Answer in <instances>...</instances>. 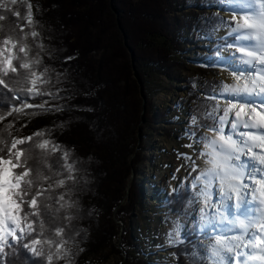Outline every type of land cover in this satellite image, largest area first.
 I'll return each instance as SVG.
<instances>
[{"label":"trees","instance_id":"trees-1","mask_svg":"<svg viewBox=\"0 0 264 264\" xmlns=\"http://www.w3.org/2000/svg\"><path fill=\"white\" fill-rule=\"evenodd\" d=\"M0 3L8 4V9L0 7V15L5 17L0 20V42L7 37L19 40L32 30L38 32L35 39L31 35L27 37L26 43L31 49L28 59L41 60L39 65H34L37 72L48 69L45 79L51 78V84L42 85L44 90L53 93L60 90L61 98L37 96L27 102L36 105L48 100L46 108L62 109L42 112L38 108H24L21 112L6 115L11 106L21 105V101L13 99V96L27 99L28 93L22 89L30 86L25 82L27 70L10 72L8 77L3 78L13 91L0 86V116H5V119L0 120V140L10 146L14 138L27 137H22V132L16 127L17 122L23 119L35 124L38 131H45L43 137L33 136L32 141L17 146L26 150L25 155L31 153L32 159L28 161V166L33 168V174L39 170L42 176L49 177L47 181L41 178L39 184L44 188L52 185L39 198L40 218L30 217L44 220V234L38 235L40 227L37 223V231L29 239L35 237L42 242L66 239L68 243L65 248L70 251L65 259L58 260L55 244L36 245L38 250L44 252L42 257H34L26 249L15 246L5 248L0 253V264H47L46 257L49 254H53L52 264H80L85 255L98 253L107 247L114 254L122 255L124 260L120 264H150V255H145L131 227L136 221L134 212L143 208L145 200V190L138 186L135 179L136 166L143 159L139 152L142 146L133 138L144 137L153 120L151 106L145 101L141 108V104L135 100L130 103L131 108L128 110L122 104L117 106L120 111L113 108L109 112L110 107L106 108L104 101L107 88L94 77L88 56L108 45L110 39L114 44H122L130 56L128 67L146 96L145 91L153 74L175 81L174 71L187 68L189 64L197 67L204 77L216 73V69L208 65L215 63L217 50L225 51V45L232 43L233 38L219 40L212 49L201 47L203 52L195 54V58L189 59L185 55L190 54L191 50L187 46L191 45L193 35H201L199 41L205 44L212 42L210 36L223 23L222 16L201 12L200 7L205 5L202 0H174L160 7L158 0H39L33 16L34 26H29L25 20L28 12L25 0H17L15 5L10 0H0ZM15 11L20 12L19 18L13 15ZM106 11L108 15L115 14V20L111 27L106 28L107 31L103 28ZM21 27L23 32L20 31ZM109 30H112L110 37L106 34ZM155 39L162 40V46L156 44ZM41 43L43 49L38 47ZM163 45L162 49L156 48ZM8 55L23 56L18 49ZM66 57L73 58L66 60ZM13 63L18 67L20 61L13 59ZM207 77L202 81L198 79L204 98L196 94L197 84L187 87L190 115L199 120V126L193 131L199 135L206 130L203 125L212 123L207 113L216 101L208 97L220 85L218 79ZM160 117L158 124L162 125L165 113ZM9 124L11 128L6 127ZM43 139L60 144L62 150L71 151L70 159L77 161L76 168L79 169L76 173L78 182L74 187H71L70 181L65 187L56 186V181L67 175L62 168V152L36 147ZM0 148H4L0 155L7 158V147L0 144ZM131 177L133 181L127 191V181ZM69 192L70 196L66 194ZM61 194H65V200L58 202ZM69 199L76 201L75 208H67ZM167 200L171 214L193 213L196 200L190 184L171 192ZM61 204H65V207H61ZM25 210H28L26 206ZM69 215L72 216L70 221L65 218ZM114 216L122 224L128 217V227H120ZM196 225L191 224L183 242L175 248L177 264H207L211 261L208 259V249L201 244L205 238L200 237L201 232ZM57 227L64 228L63 237L55 236ZM121 229V243L116 248L113 242L119 237Z\"/></svg>","mask_w":264,"mask_h":264},{"label":"snow or ice","instance_id":"snow-or-ice-1","mask_svg":"<svg viewBox=\"0 0 264 264\" xmlns=\"http://www.w3.org/2000/svg\"><path fill=\"white\" fill-rule=\"evenodd\" d=\"M10 3L15 5L17 0H10ZM0 7L8 9V4L0 3ZM27 7L25 20L27 25L34 26L32 5L29 3ZM235 11H239L240 15L237 16ZM13 15L19 18L20 12L15 11ZM4 19L0 15V20ZM228 28V34L234 37L232 43L225 45V51L231 50L229 57H221L208 66H227L232 69L230 75L233 81L222 84L218 92L214 91L208 97L216 103L207 113V118L212 123L203 125L206 131L198 138L201 148L198 159L203 162V167L190 155H179L192 162L191 172H197L190 188L194 199L201 205L198 209L201 231L210 228L213 231L220 229L222 232H238L230 237L223 234L214 237L215 243L210 254L213 264H264V0H241L238 9L234 10ZM20 31H24L23 27ZM28 35L35 39L39 33L32 30L19 40L7 37L0 42V86L13 91L3 77H8L10 72L18 73V69L27 70L25 82L30 85L22 89L28 93L27 99L13 96V99L21 101V105L11 106L6 113L8 116L13 112H21L24 108H38L42 112L62 110L59 107L46 108L48 100L36 105L27 102L37 96L61 98L59 89L53 93L41 87L51 84V78L45 79L47 68L40 72L34 69V65L41 63L40 59H28L31 51L26 43ZM38 47L43 49L44 45L41 43ZM14 49H18L23 56L8 55ZM217 55H220L219 49ZM13 59L20 61L18 67L14 65ZM3 119L5 116H0V120ZM190 123L199 126V120L195 116ZM6 127L11 128L12 125ZM44 135L45 131H37L32 136L14 138L10 146L0 140V144L7 147V158L0 155V253L5 248L19 246L34 257H42L45 254L36 245L55 244V256L60 260L70 255V251L65 248L68 243L66 239L59 242L51 239L42 242L35 237L29 239L37 231V223L40 227L38 235L44 234V220L30 217L40 218L39 198L52 185L44 188L39 184L41 178L47 181L49 177L42 176L39 170L33 174V168L28 166V161L32 159L31 153L25 155L26 150L17 147L32 141L33 136ZM196 136L195 131L190 133V138ZM185 146L193 147L192 144ZM36 147L62 152V168L67 175L57 180L56 186L65 187L70 181L71 187H74L78 182L76 173L79 169L76 168L77 161L70 159L71 151L62 150L60 144L49 139L41 140ZM3 151L4 148H0V152ZM213 187L218 198L216 202H213ZM66 194L70 196V192ZM64 200L65 194H61L58 202ZM66 206L69 209L75 208L76 201L69 199ZM61 207H65V204H61ZM65 218L70 221L72 216ZM178 229L179 226L173 233H169L170 242H174V236L179 235ZM63 234L64 228L55 229V236L63 237ZM46 260L47 264H52L53 254L47 255Z\"/></svg>","mask_w":264,"mask_h":264},{"label":"rangeland","instance_id":"rangeland-1","mask_svg":"<svg viewBox=\"0 0 264 264\" xmlns=\"http://www.w3.org/2000/svg\"><path fill=\"white\" fill-rule=\"evenodd\" d=\"M38 1L25 0L27 5L29 3L32 5L31 11L33 16L35 15ZM173 1L158 0V6L160 7L163 4H168L167 2L171 3ZM203 2H205V5L203 4L200 7L201 12L207 11L211 14H220L223 18V23L215 28V31H212L210 36L211 43L205 44L200 42L201 35L197 37L193 35L191 45L187 46V49L191 50L190 54L185 55L189 59L195 58L196 56L194 55L198 52L202 53L201 47L207 46L209 49H212L215 48L216 42L219 40L229 38H233L234 40V37L231 35L227 37H220L219 35L221 31L229 29L228 24L232 22L234 12L229 11V0H212L209 3L206 0H202ZM235 14L239 16L240 12H235ZM114 15H108L106 11L103 19L104 29L111 27V23L115 20ZM113 32L115 33L114 30ZM106 34L110 37L112 30H109ZM202 38L204 37L202 36ZM155 43L162 46L163 41L155 39ZM156 48L162 49L164 45L161 48L158 46ZM230 51H220L219 56L216 52V61L221 57H229ZM88 59L91 62L90 64L97 82L105 84L107 88V95L104 96V101L106 108L110 107L108 109L109 112L113 108L120 111L118 110L120 107L118 108L117 106L122 104L128 110V108H131L129 106L130 103L135 100L141 104V108L145 101L151 106L153 120L149 123L150 126L146 129L144 137L142 139L138 138V136L133 138L139 146H142L139 152L142 154L143 159L136 166L137 176L135 179L138 186L145 190V200L143 208L134 212L133 215L136 221L131 227L138 241L141 243V249L145 255H150V264H177L178 260L175 248L183 242V237L188 233L191 224L194 223L197 224L196 226L201 232L200 237L205 238L202 239L203 243L201 244L204 248L208 249V259H210L212 245L215 243L214 237L218 234H215L210 228H205L201 231L200 212L198 211L201 205L199 201H195L193 213L190 215L188 213L180 215L171 214L167 208L169 194L174 189L177 190L181 186L189 185L197 175V172H191L192 162L185 160L179 154L186 153L197 164L201 165V167L203 166V162L198 159V152L201 150L198 143L200 135L197 134L196 137L190 138V133L197 126H193L190 123L192 116L190 115L191 106L187 103V93H189L187 87L189 84H197L198 92L196 94L199 98H204L200 92L202 87L200 83L198 84V81L205 79L208 74L204 77L201 71L192 64H189L187 68L176 69L179 71H174L176 72L173 77L176 79L175 81L165 76L153 74L145 91L146 96H144L134 73L128 67L130 65V56L122 44H114L110 39L108 45L100 47L95 54H89ZM223 67L226 68L227 66H212V68L216 69V73L207 77L208 79L219 80L220 85L214 90L217 92L222 84L228 83V78L230 77ZM162 113H165L166 117L164 124L159 125L158 122ZM16 127L17 130L22 132V137L32 135L38 131V127L35 124L24 119L19 120ZM227 131L228 129H226ZM188 144H192L193 147H186L185 145ZM132 181L133 177L127 181V191ZM213 196V202H216L218 198L215 194ZM114 220L120 227H125L129 224L128 217L123 224L118 222L115 216ZM177 226H179V235L174 236V242H170L169 233H173ZM121 232L122 229L119 230V237L113 242L116 248L121 243ZM202 234H205V236ZM121 260H124L122 255L114 254L110 250V247H107L98 253L85 255L80 264H120ZM207 264H213L212 259Z\"/></svg>","mask_w":264,"mask_h":264},{"label":"bare ground","instance_id":"bare-ground-1","mask_svg":"<svg viewBox=\"0 0 264 264\" xmlns=\"http://www.w3.org/2000/svg\"><path fill=\"white\" fill-rule=\"evenodd\" d=\"M241 3V0H229V5H230V12H234V10H236V9H238V6H239V4ZM235 12H239V11H235ZM228 32H229V29H227V30H223V31H221L220 33H219V35H220V37H227V36H229V34H228ZM223 69L224 70H226L227 71V73L230 75V71L232 70V69H230V68H228V67H226V68H224L223 67ZM232 81H233V78H232V76L230 75V77L228 78V83H232ZM203 167V166H202ZM212 192L215 194V192H216V189L213 187V189H212ZM214 197V196H213ZM213 231V230H212ZM215 232V234H218V235H227V236H232V235H236V234H238V232L237 231H233V232H222L220 229H217V230H215L214 231ZM226 243H227V241H226Z\"/></svg>","mask_w":264,"mask_h":264}]
</instances>
